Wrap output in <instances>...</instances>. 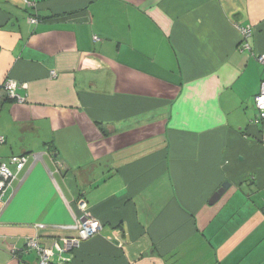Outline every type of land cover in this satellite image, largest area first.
<instances>
[{"label": "crops", "instance_id": "1", "mask_svg": "<svg viewBox=\"0 0 264 264\" xmlns=\"http://www.w3.org/2000/svg\"><path fill=\"white\" fill-rule=\"evenodd\" d=\"M262 56L264 0H0V264H264Z\"/></svg>", "mask_w": 264, "mask_h": 264}, {"label": "built area", "instance_id": "2", "mask_svg": "<svg viewBox=\"0 0 264 264\" xmlns=\"http://www.w3.org/2000/svg\"><path fill=\"white\" fill-rule=\"evenodd\" d=\"M29 22L31 24H37L39 20L36 18H30ZM242 34L244 39H247L251 35L250 28L242 29ZM94 39L98 40V37H95ZM259 59L262 63H264V56L260 57ZM52 76H56L55 72L52 73ZM3 86L7 94L12 99H16L19 102L24 101L21 97L17 95L16 91L20 87L27 89V84H18L16 81L9 79L3 83ZM255 103L260 113L258 123H263L262 126L264 129V81L261 84V91L260 94L256 97ZM262 141L264 142V130ZM3 142L4 139L0 138V143ZM27 161L28 156H12L8 160L0 159V201L4 197L7 190L12 186L13 181L16 179V173L13 172L12 167H15L16 171L19 172L24 168ZM78 207L82 212H85L87 210L86 200H79ZM75 229L78 231V238L65 240L66 248H70L71 246H78L82 241L88 240L93 236L99 234L103 230V226L97 221H94L93 219H88L86 217L82 223L75 226ZM27 249L37 251L39 256L37 264H52L51 259L54 255L53 250L48 248H42L39 244L38 239L28 240Z\"/></svg>", "mask_w": 264, "mask_h": 264}, {"label": "water", "instance_id": "3", "mask_svg": "<svg viewBox=\"0 0 264 264\" xmlns=\"http://www.w3.org/2000/svg\"><path fill=\"white\" fill-rule=\"evenodd\" d=\"M229 188H230L229 184L227 183L223 184V186L212 196L209 202L210 205H214L215 203L219 202Z\"/></svg>", "mask_w": 264, "mask_h": 264}, {"label": "trees", "instance_id": "4", "mask_svg": "<svg viewBox=\"0 0 264 264\" xmlns=\"http://www.w3.org/2000/svg\"><path fill=\"white\" fill-rule=\"evenodd\" d=\"M10 100H15V99H12L6 92L3 84L0 83V108L8 101ZM23 156H26V155H23ZM27 247V245H26Z\"/></svg>", "mask_w": 264, "mask_h": 264}]
</instances>
